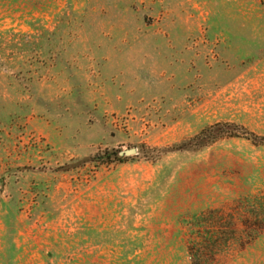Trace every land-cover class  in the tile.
<instances>
[{
    "label": "rangeland",
    "instance_id": "rangeland-1",
    "mask_svg": "<svg viewBox=\"0 0 264 264\" xmlns=\"http://www.w3.org/2000/svg\"><path fill=\"white\" fill-rule=\"evenodd\" d=\"M0 264H264V0H0Z\"/></svg>",
    "mask_w": 264,
    "mask_h": 264
},
{
    "label": "water",
    "instance_id": "water-1",
    "mask_svg": "<svg viewBox=\"0 0 264 264\" xmlns=\"http://www.w3.org/2000/svg\"><path fill=\"white\" fill-rule=\"evenodd\" d=\"M133 155H135L134 149L118 153V157H129V156H133Z\"/></svg>",
    "mask_w": 264,
    "mask_h": 264
},
{
    "label": "trees",
    "instance_id": "trees-1",
    "mask_svg": "<svg viewBox=\"0 0 264 264\" xmlns=\"http://www.w3.org/2000/svg\"><path fill=\"white\" fill-rule=\"evenodd\" d=\"M115 158H117V156H115ZM118 159V158H117Z\"/></svg>",
    "mask_w": 264,
    "mask_h": 264
}]
</instances>
